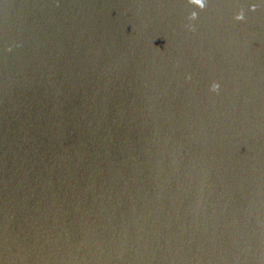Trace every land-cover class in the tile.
Segmentation results:
<instances>
[{
    "label": "water",
    "instance_id": "95a60500",
    "mask_svg": "<svg viewBox=\"0 0 264 264\" xmlns=\"http://www.w3.org/2000/svg\"><path fill=\"white\" fill-rule=\"evenodd\" d=\"M0 264H264V0H0Z\"/></svg>",
    "mask_w": 264,
    "mask_h": 264
},
{
    "label": "clouds",
    "instance_id": "9594fccd",
    "mask_svg": "<svg viewBox=\"0 0 264 264\" xmlns=\"http://www.w3.org/2000/svg\"><path fill=\"white\" fill-rule=\"evenodd\" d=\"M210 90H211L212 92H216V91L218 90V85L213 84Z\"/></svg>",
    "mask_w": 264,
    "mask_h": 264
}]
</instances>
